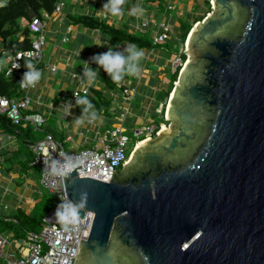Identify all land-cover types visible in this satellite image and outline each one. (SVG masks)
<instances>
[{
    "label": "water",
    "instance_id": "95a60500",
    "mask_svg": "<svg viewBox=\"0 0 264 264\" xmlns=\"http://www.w3.org/2000/svg\"><path fill=\"white\" fill-rule=\"evenodd\" d=\"M210 4L182 44L168 130L110 182L80 165L56 186L94 213L75 264H264V0Z\"/></svg>",
    "mask_w": 264,
    "mask_h": 264
},
{
    "label": "crops",
    "instance_id": "0c3cea01",
    "mask_svg": "<svg viewBox=\"0 0 264 264\" xmlns=\"http://www.w3.org/2000/svg\"><path fill=\"white\" fill-rule=\"evenodd\" d=\"M167 1L123 0L118 16L106 12L107 16L104 17L105 11L98 0H64L65 7L62 13L52 15L46 20L45 29L48 41L44 48L43 64L37 66L40 70V79L28 92L32 99L30 107L31 113H41L46 121L56 123L65 135L64 144L67 149H79L99 144L102 132L116 124V116L126 104L131 110L130 116L133 113H139L141 107L144 108L137 116L136 122L128 115L127 125L130 127L155 117L157 109L167 99H160V95L167 89L170 76L177 68L174 64V62L176 63L175 59H178L180 51L182 52L181 46L180 51L174 54L175 57H169L166 60V51L160 52L157 49L164 45L167 47L166 42L157 47L136 45L144 52V56L139 62L140 72L135 76H126L124 82H127L129 87L136 88L137 93L132 101L124 104L122 88H119L124 84L123 78L117 83L118 88L106 89L108 87L103 85L102 78L109 77L108 73L103 68H99L91 58L94 54L107 52L109 48L115 52L124 53L126 44L131 42L121 41L122 43L119 45H114V41L107 34L99 30L87 29L82 25L72 24V16L74 14H92L110 25L126 26L130 32L144 35L150 40L158 29V23L165 20L171 24L172 39L177 43L176 47H179L180 23L183 21L192 22L205 14L207 9L202 11L205 0H171L174 11L167 9ZM134 8L138 9L135 13L132 11ZM198 10L204 13L198 15L196 13ZM146 20L149 21V25L142 29V23ZM22 25L23 27L28 26L27 23ZM65 37L68 38L67 41H64ZM87 37L94 38L95 47L89 49L85 47L88 42ZM23 39L24 37L21 36L20 40ZM0 40L3 41V38L0 37ZM3 44L4 46L0 48V53L3 55V57L0 56V62L6 65L7 61L3 51L9 52V50L6 49L5 41ZM84 49L88 50L84 51ZM45 57H48L47 60ZM50 64H56L57 70L50 69L48 67ZM85 65L94 70L96 74L94 81H89L84 76ZM81 86H89L90 91L106 89V92L113 98L107 111L110 114L103 110L99 112L95 110L97 119L89 122V119L85 118L83 123L75 124L76 118L84 115L83 108L76 105V99L73 97V91ZM19 149L17 137L2 125L0 135V214L7 216L8 219H11L21 209L26 214H31L42 200L40 167L38 165V168H30L25 173H20L18 167L13 171L9 169L10 163H18L23 158ZM5 234L12 236L11 233Z\"/></svg>",
    "mask_w": 264,
    "mask_h": 264
},
{
    "label": "built area",
    "instance_id": "2783aa9c",
    "mask_svg": "<svg viewBox=\"0 0 264 264\" xmlns=\"http://www.w3.org/2000/svg\"><path fill=\"white\" fill-rule=\"evenodd\" d=\"M98 2L102 6L106 0H98ZM7 3L6 0H0V7L6 6ZM64 7V0H59L55 4L52 14L43 12L42 17L35 14L31 16L27 26L32 34L31 47L15 52L12 50L11 52L3 51L7 64L0 62V72H5L7 77H18L21 82L25 59L31 63L33 68L38 69L37 66L43 61L44 48L48 41L45 22L52 15L62 13ZM167 9H174L171 0L167 1ZM106 16L105 11L104 17ZM148 25L149 21L146 20L142 23L141 28L145 29ZM172 33L171 24L165 20L160 21L157 31L152 35L153 45L168 41L171 39ZM67 40L68 38L65 37L64 41ZM184 64L181 54L177 59L176 66L183 67ZM14 65L17 66L14 67ZM48 67L53 71L57 70L56 64H50ZM79 80L81 81L80 77ZM20 87L25 92L22 97L10 98L0 94V115H4L13 124L26 119L39 129L45 121L44 115L41 113L25 115V111L31 106L32 101L28 92L34 86H21L20 84ZM89 92V86L77 87L73 91V97L76 99L74 94L84 95ZM136 93V88L128 85L123 86L124 104L132 101ZM167 105V102L162 103L157 109V114H161L166 122H168L166 118ZM130 113L129 105H124L122 111L116 116V124L102 132L99 144L79 149H67L64 142L56 139L52 133H47L42 139L29 144L35 154L33 164L40 167L41 186L52 194V202L45 212L40 231H26L25 236L21 238L0 232L1 264H75L84 230H91L94 213L87 211L85 217L82 218L75 209V205H71L64 194L56 190V186L62 177H67L80 165L82 168L77 169L79 177H90L110 182L115 169L119 171L126 164L139 142L151 139L162 131L165 123L158 122L155 118L130 127L127 125ZM1 127L2 121L0 120V135ZM58 207L64 214L62 218L56 215Z\"/></svg>",
    "mask_w": 264,
    "mask_h": 264
},
{
    "label": "trees",
    "instance_id": "16d2710c",
    "mask_svg": "<svg viewBox=\"0 0 264 264\" xmlns=\"http://www.w3.org/2000/svg\"><path fill=\"white\" fill-rule=\"evenodd\" d=\"M59 0H9L6 6L0 8V37L6 43V49L9 52L19 51L22 49H28L31 47L32 34L28 27H23L21 20L26 18L29 22L33 14L42 17L43 12L49 14L53 13L55 4ZM207 10L205 14L201 15L199 19H194L192 22L183 21L180 23L181 33L179 36L180 43H184L189 32L193 28L194 23L201 21L205 18L206 13L210 12V0H205ZM71 23L75 25H82L87 29L99 30L100 32L107 34L113 41L131 42L138 46L143 47H157L159 45H153L152 39L145 37L144 35L132 33L126 26H114L103 21L99 17L92 14H74L71 18ZM23 36L24 39L20 40ZM167 46L171 44H177L174 39H169L165 43ZM0 56L3 57L2 53ZM5 56V55H4ZM183 60L186 59V55L182 54ZM44 61V60H43ZM42 63L40 64H43ZM26 64L28 60L24 61V72L27 71ZM180 69L179 67L172 73L168 83L167 89H165L160 97L168 98L173 91L175 81L178 80ZM125 75L123 82L126 80ZM103 85L107 86L108 90L116 89L117 83L112 81L110 77H103ZM123 86H127V82H124ZM119 87L120 89L123 88ZM106 89L96 90L93 89L88 94L80 95L87 96L91 101L94 110L107 112L112 104L113 98L106 92ZM24 90L21 89L18 77H7L5 72H0V94L6 95L10 98H19L24 95ZM83 108V105H78ZM158 107V106H157ZM156 107V108H157ZM31 107L25 111V115L31 113ZM2 125L10 133L14 134L20 145L19 153L23 157L18 163H10L9 169L18 170L20 173H25L30 168H36L37 165L33 164L35 160V154L30 149L29 144L42 139L47 133H52L56 139L64 142L65 135L62 130L58 128L56 123L50 121H44L42 126L37 129L30 121L22 119L17 124H13L11 120L7 119L4 115H0ZM10 161V159H8ZM38 168V167H37ZM43 197V195H42ZM49 201L43 202L42 200L36 205L31 214H26L24 210H18L15 215L8 219L7 216L0 214V232L11 233L15 238H21L25 236L26 231H40L43 225V218L45 212L49 207Z\"/></svg>",
    "mask_w": 264,
    "mask_h": 264
},
{
    "label": "clouds",
    "instance_id": "9594fccd",
    "mask_svg": "<svg viewBox=\"0 0 264 264\" xmlns=\"http://www.w3.org/2000/svg\"><path fill=\"white\" fill-rule=\"evenodd\" d=\"M122 2L123 0H106V2L102 5V9L114 16H118L121 12L120 5ZM132 11L135 13L138 11V9L134 8ZM126 45L127 47L124 53L115 52L109 48L107 52L94 54L91 58L99 68H103V70L108 73V76L114 82H119L125 75L135 76L140 72L139 62L144 56L143 50L139 49L135 44L132 43ZM186 60L187 56L184 60V63H186ZM16 66L17 65H14V67ZM181 68L182 67L180 66L179 69L181 70ZM26 69L27 71L23 73L20 84L21 86H34L40 79V70L33 68L30 62L26 64ZM83 73L89 81L95 80L96 74L94 70L87 65L84 66ZM74 95L76 96V105H83L84 113V115L76 118L75 124L83 123L85 118L89 119V122H91V120L97 119V114L94 110V107L87 96H80L78 94ZM56 215L61 218L63 217L64 214L60 207L57 208Z\"/></svg>",
    "mask_w": 264,
    "mask_h": 264
},
{
    "label": "rangeland",
    "instance_id": "374dc122",
    "mask_svg": "<svg viewBox=\"0 0 264 264\" xmlns=\"http://www.w3.org/2000/svg\"><path fill=\"white\" fill-rule=\"evenodd\" d=\"M6 1H8V0H6ZM207 9V6L206 5H203L202 6V11H203V9ZM210 9H211V11H212V6H211V4H210ZM170 11H174V10H170ZM211 11L210 12H207L206 13V15H208V13H211ZM196 13L199 15V14H201L202 12L200 11V10H198V11H196ZM204 13V12H203ZM202 13V14H203ZM21 24H28V20L26 19V18H23L22 20H21ZM191 32V31H190ZM72 36V35H71ZM87 39H88V42L85 44V47L87 48L88 47V49L89 48H91V47H95V45H96V41H94V38L92 37L91 39H89L88 37H87ZM73 42V41H72ZM119 43H122V42H116V41H114V45H119ZM125 44V43H124ZM180 45H179V47H176V45H174V44H171V45H168L167 47L164 45V46H162L161 48H157L158 49V51H162V50H164V51H166V57H165V59L166 60H168L169 59V57H173L174 56V54L175 53H177V52H179L180 51V47L182 46V44L183 43H179ZM4 46V44H3V41L2 40H0V48H2ZM87 49V50H88ZM86 49H84V51H87ZM180 55L181 54H183V52H181L180 51V53H179ZM186 56H187V60H186V62L190 59V55L189 54H186ZM175 57V56H174ZM47 58L48 57H45V60H47ZM175 61H176V63L174 62V64L176 65L177 64V58L175 59ZM168 67H169V64L167 65ZM182 69H183V67L181 68V70H180V72L182 71ZM179 72V73H180ZM140 89H141V87H140ZM162 95H160V97H161ZM163 97V96H162ZM164 99V98H163ZM156 104V103H155ZM152 109V108H151ZM140 110V112L139 113H141V110H144V108L143 107H141V109H139ZM153 111H155L154 109H152ZM148 112H149V110H148ZM139 113H133V114H131V116L129 115V117L130 118H132L133 120H135V122L138 120V117L137 116H139ZM155 113V112H154ZM156 116L155 117H152V119H156V120H158V122H163V123H165L166 124V120L165 119H163L162 118V115L161 114H155ZM146 122V121H145ZM167 125V124H166ZM168 126V125H167ZM130 134H132V132H130ZM131 156H132V154H131ZM41 194L43 195V197H42V201L43 202H46L47 200L49 201V204H51V202H52V194L47 190V189H45V188H41ZM2 263V261L0 260V264Z\"/></svg>",
    "mask_w": 264,
    "mask_h": 264
},
{
    "label": "bare ground",
    "instance_id": "6f19581e",
    "mask_svg": "<svg viewBox=\"0 0 264 264\" xmlns=\"http://www.w3.org/2000/svg\"><path fill=\"white\" fill-rule=\"evenodd\" d=\"M196 25V24H195ZM194 25V26H195ZM189 54V53H188ZM190 55V54H189ZM186 64H187V62H186ZM186 64H185V66H186ZM184 67V66H183ZM172 99V98H171ZM170 102L168 103V106H167V108L169 109L170 108ZM162 129L164 130V131H167L168 130V126L166 125V124H164L163 125V127H162ZM146 141V140H145ZM145 141H143V142H139L138 144H137V147L135 148V149H138L143 143H145ZM134 152V151H133ZM133 154V153H132Z\"/></svg>",
    "mask_w": 264,
    "mask_h": 264
},
{
    "label": "flooded vegetation",
    "instance_id": "af4514ba",
    "mask_svg": "<svg viewBox=\"0 0 264 264\" xmlns=\"http://www.w3.org/2000/svg\"><path fill=\"white\" fill-rule=\"evenodd\" d=\"M196 71H197V70H196ZM166 124H167L168 127H169L170 122H166ZM162 130H163V129H162ZM131 157H132V156H129L128 161L126 162V164H125L123 167H126L127 165H129V163H130V161H131ZM123 167H122V168H123ZM122 168L119 169L118 174L120 173V171L122 170Z\"/></svg>",
    "mask_w": 264,
    "mask_h": 264
}]
</instances>
